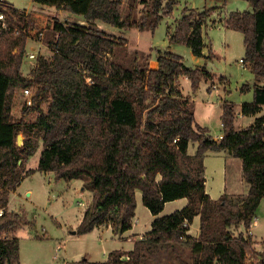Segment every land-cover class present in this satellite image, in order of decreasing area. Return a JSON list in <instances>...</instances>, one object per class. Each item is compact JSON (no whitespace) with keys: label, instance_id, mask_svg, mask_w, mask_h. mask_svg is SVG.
<instances>
[{"label":"trees","instance_id":"16d2710c","mask_svg":"<svg viewBox=\"0 0 264 264\" xmlns=\"http://www.w3.org/2000/svg\"><path fill=\"white\" fill-rule=\"evenodd\" d=\"M176 1L139 0L147 9L137 21L132 4L124 11V0H32L82 16L84 26L0 4V264H21L14 234L25 220L6 207L9 195L35 171L53 172L57 181L79 179L92 193L76 235L108 226L118 234L130 230L135 193L141 192L143 205L154 217L150 231L131 251H112L105 262L93 264H264V253L248 260L253 245L249 228L264 198V115L236 130L233 106L225 101L223 137L214 140L207 128L196 124L193 103L179 88V78L186 77L195 93L211 78L209 72L185 67L181 56L172 52L143 67L115 63L111 56L120 43L95 24L154 30ZM246 1L252 11L232 12L224 25L242 34V61L255 77L264 78V0ZM206 15L197 20L194 11L184 14L169 41L183 43L194 57H203ZM3 23L6 28H1ZM45 34L54 37L46 41L52 54L38 56L25 76L21 69L26 42ZM208 53L207 59H213ZM27 88L34 89L32 105H23L17 120L12 116L15 94ZM262 106L264 86H256L241 114L255 116ZM32 113L36 121L26 122ZM20 132L24 140L18 146ZM33 133L40 134L43 150L37 167L23 170L25 159L36 151ZM190 143H196L192 156L187 153ZM208 151H224L241 161L246 195L223 193L212 199L205 192L203 160ZM178 199H187V204L159 216L165 203ZM196 217L199 232L192 238L187 232ZM239 226L245 234L233 233ZM160 248L167 261L153 256ZM76 264L91 263L81 259Z\"/></svg>","mask_w":264,"mask_h":264},{"label":"rangeland","instance_id":"374dc122","mask_svg":"<svg viewBox=\"0 0 264 264\" xmlns=\"http://www.w3.org/2000/svg\"><path fill=\"white\" fill-rule=\"evenodd\" d=\"M2 3H9L15 9L25 13L43 14L62 24L87 25L85 19L80 15L57 10L53 6L37 4L32 0H0V4ZM129 4H132L135 19L138 21L146 12V6L140 4L139 0H134V2L124 0V11ZM191 11L197 15L195 18L197 20L203 17L201 16L202 13L207 14L202 29L205 43L204 52L209 54L208 51H212L213 59H198L183 43L169 41V35L175 33L178 21L184 14H190ZM236 11L251 12L252 6L246 0H177L172 12L163 15L162 20L154 30L118 29L102 21H96L95 24L120 43L119 50L111 56L115 63L125 67H134L135 64L143 67L146 63L154 61L162 53L172 52L181 56L185 67L196 69L198 66H204L213 73L216 79L211 77L205 80L210 83L208 85L209 93L206 89L199 90V88L193 93L191 83L186 77L179 78V88L184 97L193 100L196 124L207 128L212 138L220 141L219 137L222 134L221 109L217 104L225 100L235 104V109L238 111L242 101H252L253 98L254 75L244 68V65L241 66V62H239L240 59H244L243 36L239 32L226 29L223 23L230 13ZM0 22H3L1 15ZM2 25L1 28H6L7 24L3 23ZM53 38L51 34H45L39 41L27 40L26 54L23 57L21 69L25 76H28L38 56L49 57L52 54L46 45V41ZM29 54H33L35 57L28 59L27 55ZM222 81H225V84ZM261 82L264 83V79H261ZM242 88H244L243 93H241ZM31 89L32 94H34V89ZM23 105L24 98L21 89H19L12 104V116L17 120L21 118L20 111ZM46 107L47 103L44 102L42 108L46 110ZM25 121L34 123L36 114H30ZM244 121L246 119L240 121L238 119L237 122L235 121L234 127L242 128ZM34 133L32 139L36 151L32 156L25 159L23 170L35 169L43 150L40 134ZM17 136H20L21 140L16 143L21 146L24 135L20 132ZM195 149L196 143H190L188 150L192 152ZM205 162L207 189L212 198L217 199L223 182L221 163L216 157H208ZM233 180L235 192L241 193L242 189L237 184L238 176H233ZM81 188H83V182L79 179L69 182L57 181L53 172L35 171L25 177L16 191L9 195L7 211L22 214L25 220L23 226L14 234L19 239L20 263L76 264L81 259H86L88 262L104 261L109 252L131 251L134 242L150 231L153 216L143 205L141 192L138 190L135 193V217L132 219L130 230L120 236L113 233L112 229L109 228H95L87 234L76 235L75 231L79 221H81V215L89 207L92 199V193L84 188L81 191ZM230 196H244V194ZM176 206L174 201L165 203L163 211L160 213L162 215L159 216L175 212ZM177 209L180 210L181 208ZM255 220L256 224L253 223L252 227L249 228V234L253 241L248 253L249 262L256 259V253H264V198L258 207ZM197 224L198 221H195L187 232L192 238H196L198 235ZM240 231L244 234L246 232L243 226H239L234 229L233 233L237 235ZM194 235L196 236L194 237ZM153 256L159 262L163 258L168 260L162 248L156 250Z\"/></svg>","mask_w":264,"mask_h":264},{"label":"crops","instance_id":"0c3cea01","mask_svg":"<svg viewBox=\"0 0 264 264\" xmlns=\"http://www.w3.org/2000/svg\"><path fill=\"white\" fill-rule=\"evenodd\" d=\"M226 19V18H225ZM225 19H224V21H225ZM224 23V22H223ZM205 24V23H204ZM204 26V25H203ZM225 26V25H224ZM204 42V41H203ZM205 44V43H204ZM212 52V51H211ZM203 57H201V58H198V59H202V58H207V55L208 54H205V52H204V50H203ZM214 55V54H213ZM240 60H242V59H240ZM240 60H239V62H240ZM242 65H244V68H246L247 70H249L250 71V69L248 68V66H247V64H245L244 62H242L241 63V66ZM197 69H204V70H206L207 72H209V74L211 75V77H213V79L215 78L216 79V77L213 75V73H211L210 71H208L204 66H198L197 67ZM221 80H223L222 78H220ZM254 79H255V81H254V84H253V86H252V88H254V87H256V86H264V83H262L261 82V79H264V78H258V77H255L254 76ZM211 81H214V80H211ZM224 84H225V81H222ZM210 83L208 82V81H203V82H201L200 83V86H199V90L200 89H206V91H208V93L210 92V89H209V87H208V85H209ZM243 91H244V88H242L241 89V93H243ZM247 100H250V99H247ZM191 101H192V103H193V100L191 99ZM225 102V100L224 101H222L220 104H217L219 107H220V109H221V111H220V114L222 115V105H223V103ZM227 102V101H226ZM232 106H233V110H234V113H235V119H234V124H235V121L237 122V120L239 119V121L241 120V119H246V121H244V125L242 126V128H240V129H237V128H235L236 130H242V129H246L247 127H249V126H251L253 123H254V121H255V119L256 118H258V117H261V116H263L264 115V106H262L261 108H260V110H259V112L255 115V116H247V115H243V114H241V108H242V106L244 105V104H246V103H251V100L250 101H242L241 103H240V106H239V108H238V111L235 109V104L233 105L231 102H229ZM193 111H194V105H193ZM221 115H220V121H221ZM194 116H195V112H194ZM200 126V125H199ZM202 127V126H201ZM221 132H222V123H221ZM221 135H223V132H222V134ZM219 136V135H218ZM218 136H217V138H218ZM216 138V137H215ZM214 139V138H213ZM194 152H195V150L194 151H189V150H187V153L189 154V155H193L194 154ZM208 157H216V159H218L219 161H220V163H221V167H222V174H223V176H222V174H221V176H222V185H221V191H220V195L221 194H223V193H226V194H229V195H233V194H244V195H246L247 194V191H248V185L245 183V181L243 180V177H242V165H241V161L239 162V159H236V158H233V157H231V156H229L226 152H224V151H218V152H210V151H208V152H206V154H205V156H204V160H203V163H204V168H205V164H206V160H207V158ZM233 176H238V181H237V184H238V186L242 189V192L241 193H238V192H235V190L236 189H234L235 188V186H234V180H233ZM224 177V178H223ZM204 178H205V192L212 198V195L210 194V192L208 191V189H207V174H206V168H205V172H204ZM236 183V182H235ZM17 189V188H16ZM84 189L83 188H81V191H83ZM16 191V190H15ZM14 191V192H15ZM13 193V192H12ZM219 195V196H220ZM27 196H28V194H27ZM212 199H214V198H212ZM175 202V204L177 205L176 206V210H179V209H177V208H183L186 204H187V199H178V200H175L174 201ZM179 203H181V204H179ZM261 203V202H260ZM182 206V207H181ZM259 206H260V204H259ZM258 210V209H257ZM84 212H85V210H84ZM83 212V213H84ZM83 213H82V215H81V218H80V220H82V217H83ZM256 213H257V211H256ZM160 215H162V214H160ZM154 218V217H153ZM256 216H255V218H254V220H253V222H252V225H253V223H255L256 224ZM195 221H198V224H197V226L199 227V218L198 217H196L195 219H194V221H193V224H194V222ZM79 222H81V221H79ZM78 224H80V223H78ZM252 227V226H251ZM99 228H109V229H112L111 227H99ZM98 228V229H99ZM198 230V229H197ZM112 232L113 233H115V234H118V233H116V232H114V230L112 229ZM127 232V231H126ZM125 233V232H124ZM74 234V233H73ZM120 236L122 235V234H119ZM196 235H194V237H195ZM132 244V243H131ZM133 245V244H132ZM110 253V252H109ZM109 253H107L106 254V257H105V260L104 261H90L91 262V264H93V263H103V262H105L106 260H107V256H108V254ZM22 264V263H21Z\"/></svg>","mask_w":264,"mask_h":264},{"label":"built area","instance_id":"2783aa9c","mask_svg":"<svg viewBox=\"0 0 264 264\" xmlns=\"http://www.w3.org/2000/svg\"><path fill=\"white\" fill-rule=\"evenodd\" d=\"M28 59H33L35 56L33 54H29L27 55ZM240 62L242 63L243 61L240 60ZM32 89L31 88H27L22 90V97L24 98V105L26 106H30L32 105ZM222 135H220L219 139H222ZM176 141V140H175ZM1 215V212H0Z\"/></svg>","mask_w":264,"mask_h":264},{"label":"water","instance_id":"95a60500","mask_svg":"<svg viewBox=\"0 0 264 264\" xmlns=\"http://www.w3.org/2000/svg\"><path fill=\"white\" fill-rule=\"evenodd\" d=\"M21 140V137L20 136H17V143Z\"/></svg>","mask_w":264,"mask_h":264}]
</instances>
